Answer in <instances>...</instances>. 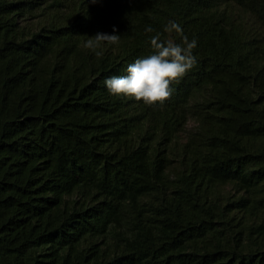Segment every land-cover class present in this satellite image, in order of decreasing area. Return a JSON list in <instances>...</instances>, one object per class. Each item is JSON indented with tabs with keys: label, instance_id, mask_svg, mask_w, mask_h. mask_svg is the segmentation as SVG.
I'll return each mask as SVG.
<instances>
[{
	"label": "trees",
	"instance_id": "1",
	"mask_svg": "<svg viewBox=\"0 0 264 264\" xmlns=\"http://www.w3.org/2000/svg\"><path fill=\"white\" fill-rule=\"evenodd\" d=\"M169 20L195 67L110 94ZM0 264H264V0H0Z\"/></svg>",
	"mask_w": 264,
	"mask_h": 264
},
{
	"label": "clouds",
	"instance_id": "2",
	"mask_svg": "<svg viewBox=\"0 0 264 264\" xmlns=\"http://www.w3.org/2000/svg\"><path fill=\"white\" fill-rule=\"evenodd\" d=\"M97 2L98 0H91V3ZM154 31L151 26L145 28L146 33ZM163 31L179 34L181 42L164 40L161 33L156 32L150 37V54L137 58L130 64L126 69V76H114L104 81L110 94L132 97L149 106L163 104L170 98L173 92L172 83L182 79L197 63V58L193 54L197 40L193 38L189 41L188 37L183 35L179 23L173 20L168 21ZM120 39L118 30L114 27L112 34L98 32L94 36H89L83 46L97 57H101L103 52L98 49H101L103 44L117 45Z\"/></svg>",
	"mask_w": 264,
	"mask_h": 264
},
{
	"label": "rangeland",
	"instance_id": "3",
	"mask_svg": "<svg viewBox=\"0 0 264 264\" xmlns=\"http://www.w3.org/2000/svg\"><path fill=\"white\" fill-rule=\"evenodd\" d=\"M195 126V122H194V120H190L189 121V123H188V129H191V128H193Z\"/></svg>",
	"mask_w": 264,
	"mask_h": 264
}]
</instances>
